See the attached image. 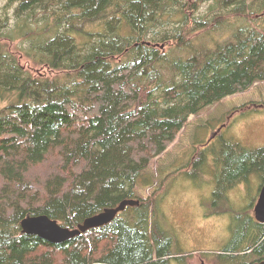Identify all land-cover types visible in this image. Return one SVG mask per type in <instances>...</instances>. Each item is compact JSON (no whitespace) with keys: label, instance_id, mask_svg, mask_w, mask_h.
I'll return each instance as SVG.
<instances>
[{"label":"trees","instance_id":"16d2710c","mask_svg":"<svg viewBox=\"0 0 264 264\" xmlns=\"http://www.w3.org/2000/svg\"><path fill=\"white\" fill-rule=\"evenodd\" d=\"M5 8L0 264L185 262L175 235L154 219L160 183L150 171L192 114L264 81V31L237 22L261 21L254 15L264 14V0H7ZM12 16L24 24L12 29ZM41 21V29L24 28ZM215 29L230 35L201 41ZM17 36L25 47L3 43ZM215 162L218 201L252 174L264 176V147L225 143ZM140 183L155 186L152 194L140 196ZM125 199L140 204L64 243L22 234L28 214L74 228ZM243 224L245 249L226 250L261 255L240 264L264 260V223L252 238Z\"/></svg>","mask_w":264,"mask_h":264},{"label":"rangeland","instance_id":"374dc122","mask_svg":"<svg viewBox=\"0 0 264 264\" xmlns=\"http://www.w3.org/2000/svg\"><path fill=\"white\" fill-rule=\"evenodd\" d=\"M6 4L7 0L1 1V9H6ZM208 4L205 3L202 9H208ZM254 16L262 20L255 21L256 23L244 19L237 22L240 26L247 22L256 24L257 29L264 31V14L261 17L257 14ZM249 18L251 17L246 19ZM11 24V28L15 29L24 24V20L12 16ZM43 26L44 22L41 21L40 24L25 25L24 28L41 29ZM228 35L227 29H215L214 33L202 36L201 41L213 45ZM3 43L11 50H16L25 47L27 41L17 36L14 40ZM22 62L32 64L26 57ZM261 102H264V81L192 114L167 150L155 158L150 175L160 186L156 195L159 214L154 219L164 223L175 235L178 253L187 257L183 263L173 259L174 264H201L202 261L206 264H219L218 258L227 259L223 264H240L244 260L261 257L253 252L238 257L226 249L233 245L239 246L240 250L245 249L246 242L242 244L241 237L243 222H248L251 238L257 234L258 221L254 209L264 176L252 174L247 182L235 185L220 196L218 201L215 194V174L218 169L215 159L221 154L225 143H241L252 149L264 147V108L249 109L263 105ZM7 103L0 101V108ZM246 103L252 104L247 105V109L242 112L236 110ZM223 125L225 127L220 135L212 138ZM154 187L140 183L138 194L147 197L152 194Z\"/></svg>","mask_w":264,"mask_h":264},{"label":"water","instance_id":"95a60500","mask_svg":"<svg viewBox=\"0 0 264 264\" xmlns=\"http://www.w3.org/2000/svg\"><path fill=\"white\" fill-rule=\"evenodd\" d=\"M222 127L212 135L214 138ZM140 204L139 199H125L116 207L106 208L104 211L88 217L83 223L77 227L63 226L56 219L50 218L46 214L31 215L28 214L22 221V234L37 235L50 243H64L70 239L80 236L89 229L106 225L113 221L116 216L123 212L128 206H136ZM255 218L258 222L264 223V185L260 191L259 199L255 206ZM201 264H206L202 261ZM253 264H264V260Z\"/></svg>","mask_w":264,"mask_h":264},{"label":"flooded vegetation","instance_id":"af4514ba","mask_svg":"<svg viewBox=\"0 0 264 264\" xmlns=\"http://www.w3.org/2000/svg\"><path fill=\"white\" fill-rule=\"evenodd\" d=\"M224 127H225V125H224ZM224 127H223V128H224ZM223 128H222V129H223Z\"/></svg>","mask_w":264,"mask_h":264}]
</instances>
